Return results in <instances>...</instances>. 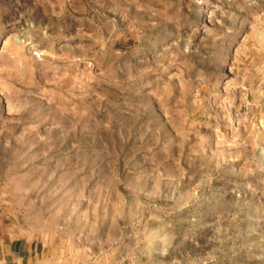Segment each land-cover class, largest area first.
I'll list each match as a JSON object with an SVG mask.
<instances>
[{
  "label": "rangeland",
  "instance_id": "rangeland-1",
  "mask_svg": "<svg viewBox=\"0 0 264 264\" xmlns=\"http://www.w3.org/2000/svg\"><path fill=\"white\" fill-rule=\"evenodd\" d=\"M0 212L56 264H264V0H0Z\"/></svg>",
  "mask_w": 264,
  "mask_h": 264
},
{
  "label": "crops",
  "instance_id": "crops-1",
  "mask_svg": "<svg viewBox=\"0 0 264 264\" xmlns=\"http://www.w3.org/2000/svg\"><path fill=\"white\" fill-rule=\"evenodd\" d=\"M0 264H56V257L47 240L26 232L13 218L4 221L0 212Z\"/></svg>",
  "mask_w": 264,
  "mask_h": 264
}]
</instances>
